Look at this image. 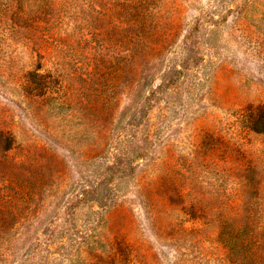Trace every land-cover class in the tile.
Masks as SVG:
<instances>
[{
  "label": "rangeland",
  "instance_id": "1",
  "mask_svg": "<svg viewBox=\"0 0 264 264\" xmlns=\"http://www.w3.org/2000/svg\"><path fill=\"white\" fill-rule=\"evenodd\" d=\"M21 10L34 30L0 28V264H236L227 239L264 225V0Z\"/></svg>",
  "mask_w": 264,
  "mask_h": 264
},
{
  "label": "trees",
  "instance_id": "2",
  "mask_svg": "<svg viewBox=\"0 0 264 264\" xmlns=\"http://www.w3.org/2000/svg\"><path fill=\"white\" fill-rule=\"evenodd\" d=\"M21 4L22 0H0V20H2L0 28L3 32L6 29L12 31L34 30L31 23L19 24L14 21L24 13L21 10ZM5 21H10V23ZM261 119L264 127V114ZM257 228L255 231L240 229L227 239L230 251L237 252L238 261L235 262L236 264H264V232L262 230L264 225L258 224Z\"/></svg>",
  "mask_w": 264,
  "mask_h": 264
}]
</instances>
